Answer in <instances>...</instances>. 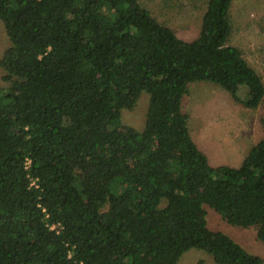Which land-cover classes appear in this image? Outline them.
Segmentation results:
<instances>
[{
	"label": "trees",
	"instance_id": "16d2710c",
	"mask_svg": "<svg viewBox=\"0 0 264 264\" xmlns=\"http://www.w3.org/2000/svg\"><path fill=\"white\" fill-rule=\"evenodd\" d=\"M231 5L205 0L185 41L140 0H0V264H177L192 249L264 264L207 218L264 243V83L230 44ZM197 81L262 111L238 165L192 138L181 104ZM142 94L143 128L123 126Z\"/></svg>",
	"mask_w": 264,
	"mask_h": 264
},
{
	"label": "rangeland",
	"instance_id": "374dc122",
	"mask_svg": "<svg viewBox=\"0 0 264 264\" xmlns=\"http://www.w3.org/2000/svg\"><path fill=\"white\" fill-rule=\"evenodd\" d=\"M159 22L172 28L185 41L193 40L200 27L205 0H140ZM233 30L230 44L242 49L251 67L264 83V0H232L230 9ZM0 22V54L8 47V38ZM0 79V90L5 91ZM244 96V89L239 93ZM147 95L142 94L132 111H123V126L138 130L143 128ZM182 110L189 116L188 129L212 165H238L247 154L249 147L260 136L258 119L261 109H246L235 103L221 87L205 81L188 85V93L182 100ZM260 114V115H259ZM255 124L254 138L250 132ZM263 136V133H262ZM232 141L243 146H234L238 152L232 159ZM210 224L237 242L246 251L264 257V243L255 241V230H242L226 225L210 211ZM214 228V229H215ZM177 264H214L211 256L192 249L186 252Z\"/></svg>",
	"mask_w": 264,
	"mask_h": 264
},
{
	"label": "crops",
	"instance_id": "0c3cea01",
	"mask_svg": "<svg viewBox=\"0 0 264 264\" xmlns=\"http://www.w3.org/2000/svg\"><path fill=\"white\" fill-rule=\"evenodd\" d=\"M259 115H260V114H259ZM258 120H259V119H258ZM252 123H253V122H252ZM258 125H259V127H260V123H259V121H258ZM260 129H261V127H260ZM254 130H255V124L253 123V127H252V129H251V131H250V132L252 133L251 137H253V138H254ZM260 138H262V132H260V136H259L257 139L259 140ZM258 140H257V141H258ZM257 141H256V142H257ZM233 142H234V141H232V159H233V158L237 155V153H238V152L235 150V147H234V146H237V145H238L239 147L243 146L242 143H238V142H236V144H235V143H233ZM256 142H255V143H256ZM255 143H254V144H255ZM251 146H252V145H251ZM251 146H250V147H251ZM250 147H249V149H250ZM244 157H245V156H244ZM244 157H243V158H244ZM243 158H242V159H243ZM242 159L239 161V163L242 161ZM239 163H238V164H239ZM232 166H235V165H232Z\"/></svg>",
	"mask_w": 264,
	"mask_h": 264
}]
</instances>
